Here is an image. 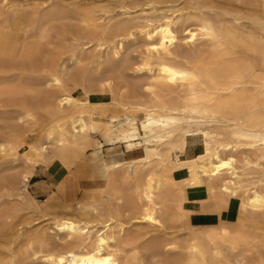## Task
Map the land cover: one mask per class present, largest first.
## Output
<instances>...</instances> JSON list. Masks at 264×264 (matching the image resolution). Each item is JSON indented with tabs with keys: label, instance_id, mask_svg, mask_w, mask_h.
I'll return each mask as SVG.
<instances>
[{
	"label": "bare ground",
	"instance_id": "obj_1",
	"mask_svg": "<svg viewBox=\"0 0 264 264\" xmlns=\"http://www.w3.org/2000/svg\"><path fill=\"white\" fill-rule=\"evenodd\" d=\"M62 1L0 0V154H18L0 171V264H264V0ZM137 33L142 57L124 51ZM43 163L103 183L53 211L29 191ZM37 212L54 218L11 231Z\"/></svg>",
	"mask_w": 264,
	"mask_h": 264
},
{
	"label": "rangeland",
	"instance_id": "obj_2",
	"mask_svg": "<svg viewBox=\"0 0 264 264\" xmlns=\"http://www.w3.org/2000/svg\"><path fill=\"white\" fill-rule=\"evenodd\" d=\"M44 1L45 0H35V1L34 0L29 1L28 0V3L31 5V6L29 5V7L30 8L37 7L38 5H40V3L43 4L42 2H44ZM75 1L74 0H67V2L72 3V7H75V8L78 6L89 5L91 2H93L95 0H75ZM97 1H105V0H97ZM62 2H63L62 0H55V3H62ZM86 2L89 4H87ZM165 2H167V3L169 2V3L166 4ZM174 2H175L174 0H161L162 4H160V6L162 5L165 7L172 8L171 10H168V14H171V11L173 12V10L178 9V8H180V9L183 8V10H180V12L178 11L179 13L176 12L177 14H180L181 11L186 13V11L188 12L190 10V8H187V6H189V2L182 1V0H178L177 1L178 3L177 2L174 3ZM171 4H172V6H171ZM2 5L3 4H0V8L3 7ZM174 6H177V7H174ZM144 7L147 8V11H148L149 6L144 5ZM139 8L141 9L140 6H139ZM134 9L133 8L131 9V12L133 13L132 16L133 17L139 16L140 13H138L137 11L140 9H138V7L134 8ZM135 12H137V13H135ZM116 16H118V14H116ZM120 16L116 17V19H122L124 17L126 18V15L122 16V14H121ZM134 20L139 21V19L138 20L134 19ZM139 34L137 33L135 35L137 40L134 39L135 37H132V38H129L128 40H126V42H125L124 51H125V53H129L132 57H138V56L140 57L141 55L144 56L147 54V49H146V48H148L147 38L145 37V35L143 33H139ZM179 35H180V40L182 39L181 41L179 40V43L181 42V44H183V46H184V43L186 41L184 38L185 33L184 32L181 33V31H180ZM90 47L91 48H90L89 52L90 53L94 52L95 54L93 53L94 55L91 54V56H90V54H88V56H90L89 60H94L95 58H97L103 54H104V56H102V57L105 58L106 51H107L106 49H105L106 51L104 50L105 52H100V50H96L94 45L91 44ZM145 51H146V53H145ZM98 52H99V54H97ZM96 54L99 56H97ZM77 94H81V91L79 90L77 92ZM93 99L94 100L107 101V100L111 99V95L109 92H105V94L104 93H96L95 95H93ZM143 117H144L143 114H140L138 116V122H139L140 126H141V120L143 119ZM43 133H44V131L40 130V131H38L37 134H38V136H40ZM142 133L144 134L143 131H142ZM94 136H95V140H100L103 142L104 145L102 147V151H103V155L105 156V158L107 160H111V159L126 160L129 158L128 154H127V147H126L125 142L112 144V142L106 141L99 133H95ZM94 151H95V146H91V147H89L87 154L91 155ZM17 155L18 154H6V155L0 154V162H1L0 171L4 170L6 167H8L9 162L11 160H13L15 157H17ZM29 155L30 154H28V156ZM6 163H8V164H6ZM76 172H77V167H72L71 169H69V168H64L62 165H60L58 163L50 164V165H48L46 163L38 164L34 168V173H33L32 177L30 178L29 191L31 194H33V196L37 199V201L41 205L49 204L53 208L50 210H53V211H62L63 205H72L73 207H75L80 201H88L92 198H95L92 196L93 193L89 192V191L94 189L97 186H100L103 183V180H101V178H99V177L93 178V177H89V176L85 177L82 175L77 177ZM63 181H64V186L61 189L60 187H61V183ZM49 214L50 213L37 212L35 214L30 213V214L17 215L13 219L14 226H13V229L11 231H16L18 229V224H20V223H22L20 226H23V225L25 226L26 225L25 221L31 222L30 224L27 225L28 227H31L33 229L40 228L42 225H46L53 220L54 215H52V214L49 215ZM16 226H17V229H16ZM0 229H1V231H3L1 223H0ZM170 230L172 231V228H170L168 231H170ZM60 242H62V241H60ZM137 260L139 263L145 262V264H159L157 261L152 259L150 256H147L144 254L143 255L138 254ZM34 264H43V263L42 262H40V263L36 262Z\"/></svg>",
	"mask_w": 264,
	"mask_h": 264
},
{
	"label": "snow or ice",
	"instance_id": "obj_3",
	"mask_svg": "<svg viewBox=\"0 0 264 264\" xmlns=\"http://www.w3.org/2000/svg\"><path fill=\"white\" fill-rule=\"evenodd\" d=\"M105 264H107V262H105Z\"/></svg>",
	"mask_w": 264,
	"mask_h": 264
}]
</instances>
